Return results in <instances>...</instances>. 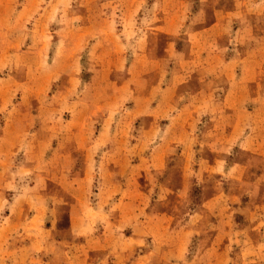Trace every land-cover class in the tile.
Instances as JSON below:
<instances>
[{
	"label": "rangeland",
	"instance_id": "obj_1",
	"mask_svg": "<svg viewBox=\"0 0 264 264\" xmlns=\"http://www.w3.org/2000/svg\"><path fill=\"white\" fill-rule=\"evenodd\" d=\"M257 3L0 0V264H264Z\"/></svg>",
	"mask_w": 264,
	"mask_h": 264
},
{
	"label": "crops",
	"instance_id": "obj_2",
	"mask_svg": "<svg viewBox=\"0 0 264 264\" xmlns=\"http://www.w3.org/2000/svg\"><path fill=\"white\" fill-rule=\"evenodd\" d=\"M263 6H264V1L258 0V3L256 4L255 7L260 8L258 10L260 13ZM204 31H206V30H204ZM207 42L208 41H206V39L204 38L201 40V43H198V45L204 46L207 44ZM260 48H264V45L261 46ZM253 52L254 51L252 50V53ZM255 57L256 58L251 57V66H250L252 69V75L253 76L256 74V70L258 68H261L262 66H264V49L260 50L259 54ZM228 63L226 65H227V69L229 70V68H231L235 63L232 61H230ZM240 63H244L243 60L240 61V59H239L237 61V64H240ZM207 67H208V65H205V64H201V66H199L200 75L198 78H196V81L199 83H198L197 87H194L195 88L194 90L196 92H195L194 98L192 99V102L188 103V105H185V107H182L180 110H178L177 113H179V115L176 114V116H171L172 123H171L170 128H174L175 131H181L184 129V120L185 119L182 118L183 115L187 114V115H190V117H191V114H194L193 115V117H194L197 113L201 112L202 110H204L205 112L207 111L209 105L206 104V102L210 101L208 98L210 96V94H209V87L207 85L206 79H204L205 76L203 74V73L207 72ZM248 81H250V80H248ZM243 82H244L243 79H236L233 77H231L229 79V76L226 77L225 94L223 95V99H222L221 107H220V109L222 110V112H224L225 115H227V113L229 112L230 109L231 110H239V106H237V105L234 106L235 108L232 107V105H231L232 103L230 102L231 101L230 99H233L234 95L236 94V96H235L236 100L237 99H239L240 101L243 100V94L241 92H237L238 89L242 90L244 88ZM174 87L175 86H172V89L167 88L166 90H162V93H164V94L170 93L173 95L174 94V91H173ZM233 90L235 92H233ZM174 98L175 97H173L172 99H169V102L167 105H169L170 100H171V105H174L176 103ZM205 115H206V113H204V114L202 113L200 118L202 116L204 117ZM239 126H237V127H239ZM219 129H220V127H219ZM169 130H171V129H169ZM239 131H240V128H238V131H235V132L229 134V137L231 138L234 135L237 136ZM226 138H228V137H226ZM175 146H180L177 141H169L166 139L162 140V142L158 146L157 152H155V159H156L155 162L157 163V165H159L158 168H160V165L162 164L163 160L165 159V157H164L165 151L163 149L175 147ZM258 146H260L259 148L264 147V142L261 141ZM0 154H2V151L0 152ZM157 165H156V167H157ZM162 229L164 230L165 227H163ZM220 244L222 245V242ZM217 255H220V256L224 255V249L222 248V246L219 247V251H217ZM262 258L264 259V257H262ZM220 264H222V263H220Z\"/></svg>",
	"mask_w": 264,
	"mask_h": 264
}]
</instances>
